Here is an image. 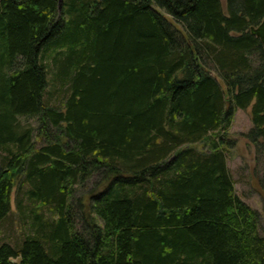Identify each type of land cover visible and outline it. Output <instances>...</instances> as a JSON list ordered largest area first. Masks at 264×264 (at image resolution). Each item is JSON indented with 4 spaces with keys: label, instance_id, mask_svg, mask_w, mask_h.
<instances>
[{
    "label": "trees",
    "instance_id": "16d2710c",
    "mask_svg": "<svg viewBox=\"0 0 264 264\" xmlns=\"http://www.w3.org/2000/svg\"><path fill=\"white\" fill-rule=\"evenodd\" d=\"M249 106L264 160V0H0V224L17 186L34 205L19 198L30 231L0 264H264L228 164ZM97 171L112 177L81 225L75 187Z\"/></svg>",
    "mask_w": 264,
    "mask_h": 264
},
{
    "label": "rangeland",
    "instance_id": "374dc122",
    "mask_svg": "<svg viewBox=\"0 0 264 264\" xmlns=\"http://www.w3.org/2000/svg\"><path fill=\"white\" fill-rule=\"evenodd\" d=\"M222 1L225 6L226 0ZM256 56V54L253 55V59L257 60ZM208 69L213 75L218 78V80L225 88L226 85L224 84V81L218 75V73L213 70V68L209 67ZM52 71L53 70L49 72L50 84L46 90L45 99L47 103L52 106H60L67 95L68 87L66 84L61 85V80L54 79V73ZM251 109L252 106H249L246 109H238L234 115L233 124L230 128V132L227 135V138L229 140H235L236 144L234 145V147L228 150V164L234 176L238 194L247 203H249L259 211L260 228L262 234L264 235V185L259 175H257L259 171L261 173V176L264 175V160H259L256 146L248 140L246 135L253 127ZM20 119L23 124L32 125L33 127H35L34 134L37 146H41L43 143L47 142V140L49 139V137L46 138L47 136H49L48 134L43 135L42 138H36V135L40 130V120L38 116H23L20 117ZM49 133L51 140H53L54 136L57 135L59 139H62L64 142L69 141L61 130H57L56 128L52 129L51 127ZM208 144V142L198 143L195 144V146L200 150H207ZM111 177L112 176L104 178L103 174L100 171H97L94 172L92 176L76 185L72 202L75 204L73 211L75 212L74 219L77 223H80L83 219L88 221V218L90 217L88 206L90 204V202L88 201L89 195L92 193L99 194L100 192H102L107 183L110 181ZM21 179H19L18 184ZM26 189L27 186L25 185L23 188H20L19 191V187L17 186V189H15L12 194L11 213L0 224V243H2L3 241H8L13 244H17L19 243L18 241L26 237L28 232L30 231L27 227L30 218H27L28 221L24 220L23 217L19 214L22 210H20L17 205L19 198H22L24 205L23 209L25 211L30 212L31 205L34 207L33 204H29L27 201L26 194H24ZM81 203L83 208H81ZM43 210L45 217H51V211L48 208H44ZM86 223L84 222L81 225H86Z\"/></svg>",
    "mask_w": 264,
    "mask_h": 264
}]
</instances>
